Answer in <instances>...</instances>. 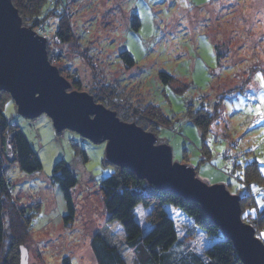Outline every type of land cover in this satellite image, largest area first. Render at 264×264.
<instances>
[{"label": "rangeland", "instance_id": "1", "mask_svg": "<svg viewBox=\"0 0 264 264\" xmlns=\"http://www.w3.org/2000/svg\"><path fill=\"white\" fill-rule=\"evenodd\" d=\"M57 1L60 10L66 4L61 14L71 20L76 39L55 42L54 10L33 26L22 20L21 25L35 31L41 22L49 23L48 60L71 84L69 90L87 92L97 98L94 101L116 111L121 120L154 133L158 144L170 148L172 162L192 167L206 184L225 185L242 197L243 215L256 216L264 208V203H257L264 201V187L244 181V166L256 161L264 177V119L255 114L264 103V86L256 79L257 73L264 77V0ZM135 18L137 29L132 27ZM122 51L133 58L130 67L120 57ZM160 72L171 76L167 83ZM4 103L5 116L19 126L42 165L33 173L21 171L14 159L11 133L5 131L7 146L0 147V160L8 192L3 199L6 206L24 208L20 219L14 216L22 236L7 242L12 249L9 264H19V244L27 249L28 264H97L91 241L98 231L122 251L127 264H134L122 226L107 221L100 182L114 167L106 163L105 143L93 144L69 129L57 133L45 114L26 119L17 114L11 99ZM150 103L168 120L156 126V131L151 119L159 112ZM191 103L192 112L203 105L211 114L217 113L204 133L186 116ZM59 159L66 161L77 178L71 190L75 217L67 225L62 219L65 212L56 214L60 202H65L51 180ZM239 184L244 187L238 188ZM164 207L178 233L168 252L178 255L188 248L203 256L214 240L181 209L169 203ZM135 209L144 234L150 228L148 208L137 205ZM26 217L30 221L25 226ZM255 231L264 240V227ZM4 260L2 254L0 264Z\"/></svg>", "mask_w": 264, "mask_h": 264}, {"label": "water", "instance_id": "2", "mask_svg": "<svg viewBox=\"0 0 264 264\" xmlns=\"http://www.w3.org/2000/svg\"><path fill=\"white\" fill-rule=\"evenodd\" d=\"M11 0H0V91L7 92L17 114L34 119L45 114L59 133L69 129L93 144L105 143L108 164L127 168L159 191L196 202L232 242L242 264H264V240L244 222L240 195L223 184H206L192 167L172 162L171 150L154 133L121 120L116 111L94 101L71 84L48 60L47 39L21 25ZM19 264H28L20 247Z\"/></svg>", "mask_w": 264, "mask_h": 264}, {"label": "trees", "instance_id": "3", "mask_svg": "<svg viewBox=\"0 0 264 264\" xmlns=\"http://www.w3.org/2000/svg\"><path fill=\"white\" fill-rule=\"evenodd\" d=\"M11 1L17 9L21 20L31 23V26L42 21L45 16H48L50 11L54 10L53 15L57 16L58 25L54 33L55 42L62 44L76 39L71 20L68 16L61 14L64 12L63 9H67L66 4L63 6V9L60 10L57 8V0ZM40 24H44L45 31L47 32L49 23L41 22ZM138 25L137 18H135L132 27L137 29ZM213 47L214 51L217 50L216 45L213 44ZM120 57L124 60L126 67H130L134 63L133 58L127 51H122ZM252 72L253 71H250L246 77L247 81H250ZM159 75L163 83H167L171 78L170 75L164 72H160ZM236 88L240 91L244 90L242 89L243 87L240 88L238 86ZM113 94V92L109 93V95ZM93 98L97 100L96 97ZM10 99L11 97L7 92L0 91V135H3L0 139V147L4 149L7 146L6 139L4 138L5 131H7V134L8 132L11 133V147L19 169L28 173L39 171L42 165L24 133L20 130L18 125L12 124L4 114V102ZM189 105L186 116L199 127L201 133L206 132L217 113L211 114L205 110L203 105L195 112H192V103ZM149 107H154L159 112V114L155 113V118L151 119L154 120V129L156 131V126L165 125L168 120L160 113L157 107L153 106L151 103ZM146 112L149 113V110L147 109ZM158 121H162L164 124ZM77 148L79 149L78 152L80 156L85 160L86 154L84 150L80 149L78 144ZM113 167V173L101 180L100 191L107 214V221H117L122 226L125 235V245L133 252L134 264H242L232 242L221 233V230L211 220L208 219L198 203L185 202L179 196L159 191L146 180L138 178L134 172L127 168L121 169L114 165ZM5 178L6 176L4 177L2 174V162L0 160V257L4 254L5 260L3 264H9L7 257L12 249L10 245H7V242L8 240L10 241L12 237H15L16 241H19V237L22 236L19 220L17 219V221H15L14 216L17 215L16 218L20 219L21 216L19 213L22 211L24 212V208L6 206L3 197L6 196V191L8 192V184L4 181ZM51 180L58 185L63 196L66 212L62 219L64 224L67 225L74 220L75 217L71 190L77 184V178L66 161L64 159H59L54 164ZM244 181L264 187V177L260 174L256 161H251L244 166ZM10 188L11 190L9 193H12V185ZM240 199L242 200V197ZM167 203L181 209L192 219L195 226L202 229L214 240L212 245L204 250V253H202L203 256L188 248L178 255H171L168 252L174 243L177 242L178 233L174 220L165 210L164 205ZM137 205L148 208L146 218L150 223V228L144 234H142L141 226L135 218V207ZM241 214L243 220L247 221V223H252L259 230L264 227V208L257 211V215L254 217H251L249 213L243 215V211ZM20 221L22 222V220ZM29 221V217H26L22 223L26 226ZM15 231H17V233L14 234ZM24 231L26 232V227ZM260 238L263 240L261 234ZM91 243L97 264H127L122 255V251L116 245L107 241L100 231L94 234ZM20 246L24 245L19 244L18 251Z\"/></svg>", "mask_w": 264, "mask_h": 264}, {"label": "snow or ice", "instance_id": "4", "mask_svg": "<svg viewBox=\"0 0 264 264\" xmlns=\"http://www.w3.org/2000/svg\"><path fill=\"white\" fill-rule=\"evenodd\" d=\"M256 79L260 81V83H261L262 86H264V77H262L260 75V73H257L256 74ZM249 87H251V85H249ZM255 114L257 116H259L260 118L264 119V103H262V105L256 107ZM261 163H264V161H262ZM239 175L240 174L237 173V176H239ZM237 187L242 189L244 187V185L243 184H239V185H237ZM255 191L256 192H259L260 189H255ZM257 203H264V201H257Z\"/></svg>", "mask_w": 264, "mask_h": 264}, {"label": "built area", "instance_id": "5", "mask_svg": "<svg viewBox=\"0 0 264 264\" xmlns=\"http://www.w3.org/2000/svg\"><path fill=\"white\" fill-rule=\"evenodd\" d=\"M38 34L40 35H43L44 37H47L46 35V31H45V26L44 24H39L37 27H36V30H35ZM199 103V102H198ZM200 104V103H199ZM253 226V228H255V226L252 224V223H249ZM256 235L260 238V233H256Z\"/></svg>", "mask_w": 264, "mask_h": 264}, {"label": "crops", "instance_id": "6", "mask_svg": "<svg viewBox=\"0 0 264 264\" xmlns=\"http://www.w3.org/2000/svg\"><path fill=\"white\" fill-rule=\"evenodd\" d=\"M15 122H18V121L16 120ZM58 211H59V213H56V214L62 216L64 214V212H66V206H65V204H61V202H60V206H59V210Z\"/></svg>", "mask_w": 264, "mask_h": 264}, {"label": "clouds", "instance_id": "7", "mask_svg": "<svg viewBox=\"0 0 264 264\" xmlns=\"http://www.w3.org/2000/svg\"><path fill=\"white\" fill-rule=\"evenodd\" d=\"M261 239V238H260ZM262 240V239H261Z\"/></svg>", "mask_w": 264, "mask_h": 264}]
</instances>
